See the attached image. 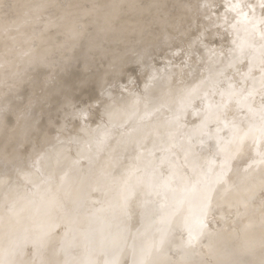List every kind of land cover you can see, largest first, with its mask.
I'll return each mask as SVG.
<instances>
[{
	"label": "bare ground",
	"instance_id": "obj_1",
	"mask_svg": "<svg viewBox=\"0 0 264 264\" xmlns=\"http://www.w3.org/2000/svg\"><path fill=\"white\" fill-rule=\"evenodd\" d=\"M128 1L145 3L89 10L85 26L68 27L54 46L43 24L26 34L21 2L0 7V74L8 58L19 66L18 75L0 79V264H202L209 256L211 264H264V239L256 234L264 223L252 219L234 247L220 216L221 227L198 243L200 257L178 238L181 222L196 220L213 191L226 212L246 208L251 182L264 191V150L248 163L264 128V0H189L181 13L166 15L155 13L162 0ZM1 18L11 21L5 26ZM255 34L263 38L256 47ZM231 46L255 53L234 75L238 62L224 53ZM163 50L170 52L156 67L152 58ZM193 65L208 80L187 76ZM133 67L143 74L139 88L112 92L109 81ZM223 79L249 85L248 97L222 94L240 121L214 100ZM92 85L100 93L97 112L73 111V98ZM207 94L206 112L192 107ZM95 115L99 122L87 125ZM207 139L218 150L215 161L199 155ZM153 198L161 205H151ZM41 250L37 263L30 255Z\"/></svg>",
	"mask_w": 264,
	"mask_h": 264
},
{
	"label": "rangeland",
	"instance_id": "obj_2",
	"mask_svg": "<svg viewBox=\"0 0 264 264\" xmlns=\"http://www.w3.org/2000/svg\"><path fill=\"white\" fill-rule=\"evenodd\" d=\"M247 1H252V0H247ZM18 2L19 3L21 2V4L23 5V7L26 10V12L23 11V12H25L23 14L19 13L20 15H26L28 18V20H27L28 24L24 28L26 31V34L29 35L30 33H32L33 27L35 26V24H37V23L43 24L46 26V30L44 33L45 40L50 41V42L52 41L51 46H54L57 41L62 39L63 34L68 27H70V26H72V27L85 26L84 24H86V22L84 21V17H86V14L88 13L89 10L90 11L91 10H99V11L105 12V11H109V10H116L118 8H121V6H125V5H129L132 8H136V6L142 7L143 4L145 3V1H140V3L137 4V2H136V5H134L132 2H130L128 0H84L81 2V4L79 6H77L75 3L72 2V0H37V1L36 0H0V3H1L0 7L2 5H4L5 3L6 4L11 3L13 5V4H17ZM188 2H189V0H162V3H159V4L157 3L155 5V13H157L158 15H166L171 11V9L173 10V12L178 11L179 13H181L183 11V8H185L188 5ZM172 5H174V6H172ZM1 19H3V21L1 23L5 26H7L10 23L9 21H11V20H8V18H6V19L1 18ZM89 26H90V24H88L86 28H88ZM2 31L3 30H1V28H0V33ZM222 31H223L222 29H219V32H222ZM262 42H263V38L261 35L255 34V36H252V40H251L252 46L256 47V46L262 44ZM175 46L178 47L179 45L176 44ZM232 48L233 47L231 46V47L225 49L224 53L227 55L229 54L228 61H237L238 62V69L235 70L234 72H230L229 75H231V74L234 75V74H238V73L242 72L243 67H244L243 60L246 59L249 55H255V53L253 51L251 52L248 49L243 54H239L240 53L239 50H234ZM43 51L46 52L47 49H44ZM169 52L170 51H167V50L157 52L152 58L153 59L152 64L156 67H160L162 65L164 59H165V56H167ZM174 56L176 58H178L177 55H174ZM259 60H261V59H259ZM10 61L11 60L9 58L4 60V66L7 68L1 72L0 79L4 75H6L8 72H10V73L14 72L13 74L15 76L18 75L19 72L17 70H18L19 66H13ZM79 64L81 65V63H77L75 65V68L79 69V67H80ZM105 65H106V61L102 60L101 62L97 63L94 70L100 71ZM222 66H224V64ZM221 67H218L215 70H218ZM142 75H143L142 73H138V69L135 67L125 69L119 75V77L114 78L115 80L114 79H112V80L108 79V80H111L108 83L111 85V87H108V88L111 89V91L115 92L116 94L117 93H125V91H126L125 89L133 88L134 90H136L139 88V85H140L141 80H142ZM202 75H203V73L195 65H193V68L188 70V74H187V76H191V77H195V78H199V79L202 78V81L208 80L207 77H202ZM121 82H123V83H121ZM218 84L219 85H217V86H221V87H220V90L218 92V96L214 100L220 101V103L224 106L223 108L225 109V112L227 113L228 118H230L231 120H234V121H240L242 116L239 114V112L233 106V104H231V101H229V99L227 97H222V94L225 91L229 90V91H233L237 97H240V98L248 97V94L251 92V90L249 91V85H247L246 83H243V82H238V83L233 82L232 83L226 79L221 80V82ZM122 85H124V86H122ZM94 86L95 85H92L91 87H88V88L82 90L78 95H76L73 98V104L71 106V109L73 111H77V110L82 109V108H91V111H94V112L96 110H98V105H99L98 104V98H99L100 93H98L97 89ZM115 86H117V87H115ZM23 94L26 96L27 93L24 91ZM208 94L201 96L199 99H197L192 104V107L195 105L201 104L204 107V109L206 108V110H205V112H206L208 109V102H207ZM219 94H221V95L219 96ZM34 96L37 98L36 94ZM252 103L254 105H258L259 101L257 100V98L256 99L252 98ZM19 107L21 110H23L25 107V104H22ZM222 115L225 116V113H223ZM51 120L55 124L59 123V121H60L58 116L52 117ZM90 121H91V123L87 124L89 126L92 123L99 122V118H98V116L95 115L93 120L91 119ZM190 121L194 122L195 117H191ZM212 125H213V123L208 124V129H211ZM72 126L73 125H71L69 128L70 132L75 130ZM51 133H53V132L51 131ZM256 136L258 137V139L256 140V142H255L256 144L254 145V149H253V151L255 150V153H254V156L251 158V160L248 161L249 165H250V162H251V164L253 162H255V158H257L259 156L258 152H260L261 150L262 151L264 150V144H263L264 143V128L259 130L257 132ZM261 140H263V142ZM206 141H207V144L203 145L201 147V149L199 150L200 151L199 155L202 156V158H204V156H205V158L207 156L208 157L211 156V158L214 161L219 159L218 158L219 156L218 155H217L218 157L216 156V153H218V150L216 149V147L213 146L212 140L207 139ZM256 149L258 150V152L256 151ZM201 153H202V155H201ZM181 155H179V153H178V156H181ZM171 157L174 158L175 156L170 155V158ZM261 157L264 158V153L261 155ZM205 172L208 175L209 171L205 170ZM209 178L210 177L208 176L206 179L207 182L210 181ZM212 179L213 178H211V181H212ZM257 182H258L257 180L251 182L250 184H248V186L246 188V192L243 195L244 200H245V205H246V206L244 205L246 207L244 209H238V210H233V211H228V212L218 211V208L223 207L224 205L222 206V205L216 204L220 200H219V198H216V197H218L217 193H216L217 195L214 196L216 190L213 191L214 193H212L210 195L211 197L209 196V200L208 201L206 200V202L204 203V206L199 211L196 220L193 221L192 219L191 220L190 219H188V220L184 219V221L181 222L180 225H181L182 230H178V235L180 236L178 238H182L180 240L183 241L184 246L186 245L187 248H190L191 252L199 255V257H200L201 254L199 253L200 250L198 249V246H199L198 243L203 241L204 237H206L209 233L211 235H214V234H212L213 230L214 231L218 230L221 227L222 222H223L220 216H224L225 217L224 219L226 221L224 228L226 229V231L229 234L236 236L233 243L235 244L234 247H238L239 246V240L241 239L240 238L241 231H242V229L243 230L246 229V223H248V221L250 219H252L254 221V223H256L257 225L259 224V226H260V224L262 225L264 223V210L259 211V210L264 209V207H263L264 206V191H262V192H258V190L256 191V187H258V185H259V182L258 183ZM38 185L42 186L43 184L39 183ZM212 195L215 197V199ZM258 195L262 198V200L259 197L258 200L256 201V198L258 197ZM33 200H34V202H33ZM30 201H32L33 204H35V202L37 203L40 201V197L34 196ZM255 201L257 202V205H255V207H253L251 204ZM209 202H211V203H209ZM150 203H151V205H155V207L161 205V204H159V200L155 199V198H153ZM261 205H263V206H261ZM164 207H166V206H164V205L160 206L161 209H164ZM242 207H243V205H240V208H242ZM259 228H261V226L258 227L257 230ZM257 230H256L257 236L264 239V231L261 233H258L259 231H257ZM169 234L170 233L166 231L165 235H169ZM157 241H158L157 242L158 244L161 242V241L159 242V240H157ZM153 244H154V240L151 241V246H153ZM161 246L158 247L159 251H160ZM240 249L241 250H238V251L243 252V248L240 247ZM190 251H187V252L190 253ZM38 252L34 251V253H32V255H30V256H33V259L35 258V261L37 263L40 262V261H37V259L40 260L39 257L42 255L43 251L41 250ZM177 253L180 254V252H177ZM179 254H174V255L179 256ZM24 255L28 256V253L25 252ZM172 257H173V255H172ZM172 257L169 259H171V261L175 263L176 260H172ZM263 257H264V254H263ZM153 258H156V256H154ZM159 258L160 257H158V259ZM149 259H150V257H149ZM120 260L121 259L119 258L117 261V264H120V263H118V262H120ZM165 260H168V259H165ZM201 260H202V258H201ZM211 260H213L215 262V259L213 256L212 257L209 256L207 258H204V261L202 260V264H211V262H212ZM186 262L190 263V260L189 261L186 260ZM127 263H129V260H126L125 264H127ZM155 263H156L155 260L149 261V264H155ZM17 264H20V263H17Z\"/></svg>",
	"mask_w": 264,
	"mask_h": 264
}]
</instances>
